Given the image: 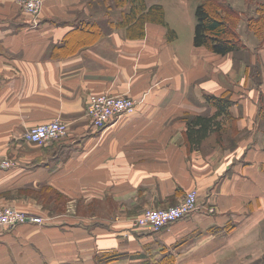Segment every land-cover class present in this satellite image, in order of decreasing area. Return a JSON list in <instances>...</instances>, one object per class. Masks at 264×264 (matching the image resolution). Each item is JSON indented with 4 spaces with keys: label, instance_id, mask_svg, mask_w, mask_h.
I'll return each mask as SVG.
<instances>
[{
    "label": "crops",
    "instance_id": "crops-1",
    "mask_svg": "<svg viewBox=\"0 0 264 264\" xmlns=\"http://www.w3.org/2000/svg\"><path fill=\"white\" fill-rule=\"evenodd\" d=\"M198 3L43 0L33 16L0 0V208L34 213L38 191L68 199L43 222L0 229V264L264 262V38L227 54L195 45ZM102 93L138 108L97 130L86 105ZM206 95L234 101L220 131L236 137L230 147L218 132L190 145L185 117L216 111ZM56 118L66 137L21 138ZM193 188L188 216L159 232L135 223Z\"/></svg>",
    "mask_w": 264,
    "mask_h": 264
},
{
    "label": "built area",
    "instance_id": "built-area-1",
    "mask_svg": "<svg viewBox=\"0 0 264 264\" xmlns=\"http://www.w3.org/2000/svg\"><path fill=\"white\" fill-rule=\"evenodd\" d=\"M23 9L32 14H39L43 0H19ZM138 103L132 96H117L108 93L90 95L86 105V115L90 124L97 130L104 129L116 117L132 114ZM69 123L60 118L33 125L26 129L21 138L24 141L47 144L68 135ZM7 161L4 166H10ZM199 193L196 188L188 190L183 199L176 205L163 208H147L135 219V223L146 225L151 231L159 232L169 224L182 219L198 208ZM213 211L214 209H210ZM43 222L36 214L21 210L15 206L0 208V229L14 227L24 222ZM264 264V262H260Z\"/></svg>",
    "mask_w": 264,
    "mask_h": 264
},
{
    "label": "trees",
    "instance_id": "trees-1",
    "mask_svg": "<svg viewBox=\"0 0 264 264\" xmlns=\"http://www.w3.org/2000/svg\"><path fill=\"white\" fill-rule=\"evenodd\" d=\"M215 1L203 0L196 6V25L194 43L197 46H206L218 54H227L231 51L240 50L245 47L240 36H236L233 26L227 24V19L221 15V5L214 4ZM152 7V8H151ZM150 10L157 8L160 12V23H165L164 10L161 5H153ZM223 7L229 12L236 8L224 4ZM257 28L264 31V8L259 11L254 20ZM241 39V40H240ZM259 72V71H258ZM255 77L259 82V73ZM207 102L216 107L213 114L190 115L187 120V137L192 147H200L202 142L212 133L218 132L221 136L226 119L230 114V107L234 101L229 95H206Z\"/></svg>",
    "mask_w": 264,
    "mask_h": 264
},
{
    "label": "rangeland",
    "instance_id": "rangeland-1",
    "mask_svg": "<svg viewBox=\"0 0 264 264\" xmlns=\"http://www.w3.org/2000/svg\"><path fill=\"white\" fill-rule=\"evenodd\" d=\"M15 1L23 9L22 3L19 0H15ZM195 1L201 3L203 0H192V2ZM211 1H215L214 2L215 5L216 4L221 5L220 8L221 15L227 19L226 21L229 26L231 27L233 26L237 34L236 36H240V38L242 39L240 40L242 43L244 42V45L246 42H252L253 44H258V45L260 44V42H262V39L264 38V31L263 30L261 31L260 29L257 28L256 24L254 23V20L256 19L257 15H259V11L263 10L264 8V0H211ZM224 4L231 5L232 7L236 8V10H234V12H229V9L226 10L223 7ZM32 15L34 16L36 14H32ZM242 36L247 39L245 40ZM240 56L242 57L243 60L249 59V55H247L246 52H244ZM252 69H253L252 74L256 76L257 72L259 71V66H255ZM257 78L258 77H256V81ZM124 96H130V95L126 94ZM188 117H190V115H187L185 117L186 124ZM235 138L236 137L234 136L233 133L231 134L229 130L226 131L225 129L223 131V136L222 135L219 136L216 134V141L222 144L223 146H227V147H230L234 144ZM7 160L4 161V163L7 162ZM35 195H37L36 196L37 200H36V204H34L33 207L35 208L34 211L36 212H34L33 214L36 213L37 216L42 218H50V217H45L46 215L43 214L44 211L52 215H56L58 213H61L62 211H65V207L68 202V199L65 198L63 195H61L60 193L56 192L55 190H50L49 192L38 191L35 193ZM27 212L30 213V211ZM79 212L85 215L91 213L90 210L83 207L79 208Z\"/></svg>",
    "mask_w": 264,
    "mask_h": 264
}]
</instances>
